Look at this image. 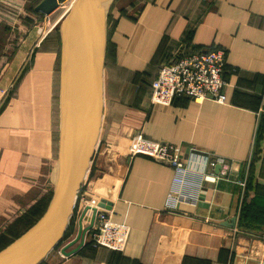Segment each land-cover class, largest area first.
Masks as SVG:
<instances>
[{
	"label": "crops",
	"instance_id": "crops-1",
	"mask_svg": "<svg viewBox=\"0 0 264 264\" xmlns=\"http://www.w3.org/2000/svg\"><path fill=\"white\" fill-rule=\"evenodd\" d=\"M74 1L49 16L41 13L53 23L41 40L47 49L25 74L32 43H22L7 61L0 58V251L32 227L55 188L60 26ZM214 48L226 51V103L188 97L152 102L162 65L180 51ZM3 49L8 44L0 54ZM83 91L81 83L72 89V136L93 118ZM102 101L90 168L102 170L98 154L105 145L119 149L108 169L116 183L108 202L113 219L130 227L126 249L85 243L66 256L62 248L78 234L79 216L63 246L41 264H264V0H116L108 18ZM139 135L180 146L186 162L193 148L217 159L208 165L196 205L166 211L174 170L143 155L128 157L124 151ZM85 220L84 228L90 225Z\"/></svg>",
	"mask_w": 264,
	"mask_h": 264
},
{
	"label": "water",
	"instance_id": "water-1",
	"mask_svg": "<svg viewBox=\"0 0 264 264\" xmlns=\"http://www.w3.org/2000/svg\"><path fill=\"white\" fill-rule=\"evenodd\" d=\"M115 1L75 0L61 22V131L55 188L42 217L0 251V264H41L65 239L98 139L108 18ZM60 6L59 0H42L35 11L49 16ZM80 83L84 89V101L93 110V118L90 124L84 122L81 125L78 135L72 136L69 120L71 94L73 87ZM98 206L112 209L108 201H100ZM89 209L93 210L92 218L90 225L84 228L82 221ZM95 213L96 208L90 206L84 210L78 234L62 248L66 256L76 253L85 244ZM228 226L235 228L236 219Z\"/></svg>",
	"mask_w": 264,
	"mask_h": 264
},
{
	"label": "built area",
	"instance_id": "built-area-1",
	"mask_svg": "<svg viewBox=\"0 0 264 264\" xmlns=\"http://www.w3.org/2000/svg\"><path fill=\"white\" fill-rule=\"evenodd\" d=\"M60 5L62 6V3ZM225 57L224 49L214 48L210 51L190 53L170 64L162 65L152 83V102L169 105L176 98L188 97L197 103H203L206 100L226 103ZM136 155L149 157L174 170V178L166 203V211L169 213L179 212L181 206L185 204H197L203 182L207 179L208 165L214 166L217 160L212 155L196 153L193 148L191 159L186 162L180 146L155 141L143 135L131 141L127 156ZM195 157H201L200 165L195 163ZM85 203V209L88 206L96 208L95 221L86 234L88 239H85V243L91 242L96 248L124 252L130 227L124 222L115 221L113 211L100 208L99 201ZM88 211H91L92 216L93 210Z\"/></svg>",
	"mask_w": 264,
	"mask_h": 264
},
{
	"label": "rangeland",
	"instance_id": "rangeland-1",
	"mask_svg": "<svg viewBox=\"0 0 264 264\" xmlns=\"http://www.w3.org/2000/svg\"><path fill=\"white\" fill-rule=\"evenodd\" d=\"M71 1L72 0H62V7L67 9ZM31 2L33 3L35 1H25V3H21V0H0V51L2 48V44H8L9 48L8 51L5 49L2 50L0 58L6 57L5 61H7L8 58H11L10 56L12 55V53L16 52L15 49L19 47L22 43L27 42L28 45L31 43L33 44H31L32 46L30 45L31 50L25 57V61H30L29 65L23 71V74H25L26 71L29 69L31 60L37 54L47 49L45 47L46 45L43 44L41 40L47 34L53 24L50 23V20L45 19L42 14L36 16L37 14H35L33 11L35 3L32 4ZM36 45L38 46L36 47ZM5 51L9 53V55H3V52ZM5 95L6 93L4 94V96ZM105 146L106 148L104 149V151H99L100 155L98 154V158L101 159L98 163V166H100L102 170L100 171L97 169V167L92 166L89 169V172H87L88 175L86 176L82 184V189L78 193L75 209L70 220V224L72 223L71 227L75 226V221H77L79 219V216H81L84 212L83 208L86 205L85 202H91L93 200L99 202L108 201L114 195L113 192L116 183L112 180V178L109 177L110 174L108 169L109 165L113 163V157L118 154L119 149H116L115 147L109 145ZM129 149L128 151L124 152H126L127 154L129 152ZM87 212L89 214L86 213L85 219L89 222L91 221L92 217L91 211ZM72 229L74 230V228ZM66 240L67 238L64 239V241L55 250H59Z\"/></svg>",
	"mask_w": 264,
	"mask_h": 264
},
{
	"label": "trees",
	"instance_id": "trees-1",
	"mask_svg": "<svg viewBox=\"0 0 264 264\" xmlns=\"http://www.w3.org/2000/svg\"><path fill=\"white\" fill-rule=\"evenodd\" d=\"M42 0H38V1H36L35 2V5H34V9H33V11H34V13L35 14H37L36 16H38V15H41V13H39V12H36L35 11V8H36V6L41 2ZM188 54H190V52L188 53V52H183V51H180L179 53H177V56L174 58V59H172L171 61H168L167 63H165V64H170V63H172L174 60H177L178 58H180V57H183V56H185V55H188ZM50 202V201H49ZM49 202L47 203V205H46V208H44V207H42V205H41V208H40V217L38 218V220L42 217V215L44 214V212L46 211V209H47V207H48V205H49ZM36 213V210H34V214ZM38 220H36L34 223H33V225L38 221ZM72 224V223H71ZM71 224L69 225V227H68V229H67V233H66V235H65V239L66 238H68L72 233H73V229L72 228H74L73 226L71 227ZM32 225V226H33ZM9 245V244H8ZM7 245V246H8ZM87 245L89 246V247H91L92 249H99V248H96V247H94L93 246V244L91 243V242H87ZM106 249V248H105ZM115 252H117V251H115Z\"/></svg>",
	"mask_w": 264,
	"mask_h": 264
},
{
	"label": "bare ground",
	"instance_id": "bare-ground-1",
	"mask_svg": "<svg viewBox=\"0 0 264 264\" xmlns=\"http://www.w3.org/2000/svg\"><path fill=\"white\" fill-rule=\"evenodd\" d=\"M21 51H23V50L21 49ZM18 53H19V52H18ZM23 54H24V53H23ZM20 57H21V56H20ZM13 60H14V58H13ZM18 61H19V60H18ZM17 70H18V69H17ZM16 72H17V71H16ZM16 72H15V73H16ZM9 73H10V72H9ZM13 75H15V74H13ZM13 77H14V76H13ZM1 79H2V78H1ZM2 86H3V85H2ZM3 87H4V86H3Z\"/></svg>",
	"mask_w": 264,
	"mask_h": 264
}]
</instances>
